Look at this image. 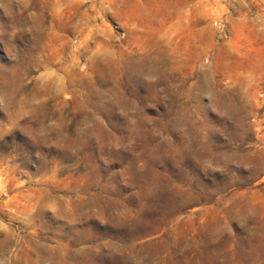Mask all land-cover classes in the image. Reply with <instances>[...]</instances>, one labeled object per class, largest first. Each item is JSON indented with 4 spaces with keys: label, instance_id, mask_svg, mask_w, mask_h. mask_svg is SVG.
I'll use <instances>...</instances> for the list:
<instances>
[{
    "label": "rangeland",
    "instance_id": "obj_1",
    "mask_svg": "<svg viewBox=\"0 0 264 264\" xmlns=\"http://www.w3.org/2000/svg\"><path fill=\"white\" fill-rule=\"evenodd\" d=\"M0 264H264V0H0Z\"/></svg>",
    "mask_w": 264,
    "mask_h": 264
}]
</instances>
